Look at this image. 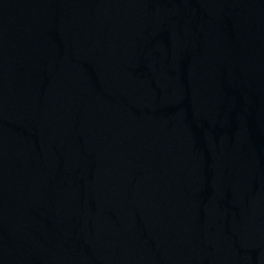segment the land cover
I'll list each match as a JSON object with an SVG mask.
<instances>
[{"label":"water","instance_id":"95a60500","mask_svg":"<svg viewBox=\"0 0 264 264\" xmlns=\"http://www.w3.org/2000/svg\"><path fill=\"white\" fill-rule=\"evenodd\" d=\"M0 264H264V0H0Z\"/></svg>","mask_w":264,"mask_h":264}]
</instances>
